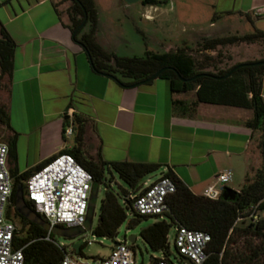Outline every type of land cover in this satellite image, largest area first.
Masks as SVG:
<instances>
[{
    "label": "crops",
    "instance_id": "1",
    "mask_svg": "<svg viewBox=\"0 0 264 264\" xmlns=\"http://www.w3.org/2000/svg\"><path fill=\"white\" fill-rule=\"evenodd\" d=\"M60 1L0 0V25L15 44L10 75L3 77L5 102L0 101L16 135L14 164L9 168L21 174L75 147L76 117L86 158L155 164L158 169L149 175L153 181L171 172L194 195H202L216 174L225 172L238 191L245 177L261 165L256 133L244 125L252 111L249 115L240 108L197 104L194 114L180 116L171 101L182 99L170 93L167 80L156 78L131 87L94 72L83 48L72 39ZM171 1V7L152 5V19L145 20L141 14L151 5L93 0L96 43L119 55L115 45L122 42L121 25L124 19L133 23L134 13L145 24L144 30L136 28L143 38V53L193 49L201 39L264 32V0ZM236 26L250 31L239 34ZM232 60L233 55L214 68L238 64H230ZM64 122L65 129L71 128L69 135L62 134Z\"/></svg>",
    "mask_w": 264,
    "mask_h": 264
},
{
    "label": "trees",
    "instance_id": "2",
    "mask_svg": "<svg viewBox=\"0 0 264 264\" xmlns=\"http://www.w3.org/2000/svg\"><path fill=\"white\" fill-rule=\"evenodd\" d=\"M68 1L70 7L66 13L67 28L71 33L81 23L84 16L86 17L84 26L72 36L73 41L87 51L94 72L113 75L121 82L122 86H131L164 67L173 69L184 79L199 73L220 76L232 66L224 70H217L212 66V70L208 71L205 66L193 58L192 53L215 50L218 47L236 43L264 42V32L253 30L251 33L241 36L201 39L194 49L181 47L173 52L162 54L145 51L143 56L139 57L118 56L103 51L95 41L97 14L93 0ZM140 4L144 6L157 5L159 1L143 0ZM14 48L13 40L0 25V78L10 75ZM173 70L163 71L158 76V78L168 81L170 93L184 94L193 91L195 96V100L192 102L171 101L172 108L180 116L194 114L197 104L227 106L252 111V118L247 120L244 125L261 134L262 138L258 144L261 165L251 175L245 177L242 187L237 191L235 201H224L220 197L211 200L202 195H194L171 172L165 173L164 175L175 183V192L167 200L169 211L165 214V219L155 218L153 223L141 228L138 236L151 250L161 253L167 259L168 230L170 226L174 228L182 226L209 235L210 241L206 246L208 258L203 264H264V219L258 217L254 222L249 219L247 223H243V220L249 217L251 207L256 206L258 212L264 210V105L260 96L264 79V65L239 68L223 80L199 77L189 82L178 79ZM117 75L128 79V81L120 80ZM147 84L149 82L144 85ZM74 121L78 126L76 146L56 154H71L91 174L92 183L97 185L104 183L105 170L113 171L131 191L137 194L142 188V179L155 173L158 169L157 165L151 163H107L100 156L95 159L86 158L80 149L82 126L76 117ZM0 125L11 133L5 142L8 148V162L11 163L15 158L16 135L11 131L8 113L1 104ZM66 126L64 122L62 134H64ZM54 156L21 174L14 173L9 168L12 177V191L8 212L19 225V228H16L12 245L14 248L22 249L23 264H59L66 253L64 246L54 240L51 232L19 215L15 209L16 193L19 190L24 203L35 213L32 204L25 198V181ZM124 203L127 208L132 210L129 199H125ZM37 215L43 219L41 215ZM134 215L136 221L145 218ZM124 217L123 209L119 206L115 195L105 188L104 197L99 206L98 220L92 229V235L114 241L113 238ZM131 224L129 223L127 228L131 227ZM81 248L82 245L79 246V256ZM154 260L157 258H151L150 261Z\"/></svg>",
    "mask_w": 264,
    "mask_h": 264
},
{
    "label": "built area",
    "instance_id": "3",
    "mask_svg": "<svg viewBox=\"0 0 264 264\" xmlns=\"http://www.w3.org/2000/svg\"><path fill=\"white\" fill-rule=\"evenodd\" d=\"M158 1L159 4L172 6L171 0ZM154 8L152 5L148 6L141 14L142 18L151 20L149 10ZM260 96L264 105V79ZM64 133L69 135L71 128L65 129ZM229 181L227 173L216 174L214 184L205 188L202 196L211 200L218 199ZM91 184V174L71 154H56L25 181V198L32 204L35 213L41 215L51 227H82ZM11 191L8 148L6 144L0 143V264H23L22 249L12 245L16 227L8 218ZM174 192L175 183L165 175L153 182L144 181L140 191L129 198L131 211L141 217L165 219V214L169 211L167 200ZM249 218L253 222L258 219L256 206L251 207ZM209 241L208 234L179 226L175 228L173 247L183 264V259H188L192 264H203L208 258L206 246ZM117 243L112 244L107 256L91 257L90 260L82 259L70 248V252L64 254L59 264H137L133 243L127 240ZM149 264L172 263L161 256Z\"/></svg>",
    "mask_w": 264,
    "mask_h": 264
},
{
    "label": "rangeland",
    "instance_id": "4",
    "mask_svg": "<svg viewBox=\"0 0 264 264\" xmlns=\"http://www.w3.org/2000/svg\"><path fill=\"white\" fill-rule=\"evenodd\" d=\"M101 1H106V0H101ZM58 4L60 6L61 14L63 16H67L66 13L70 7V2L68 0H61ZM161 5H166V4L162 3ZM131 17L133 18V23L126 21L124 19L121 25L122 34L121 36L118 37L122 38V42H119L115 45V50L117 54H119L118 56H124V57L143 56V38L141 37V34L136 30V28L140 30H144L145 24L143 21L139 19L137 13L132 14ZM202 26L203 28H205L207 27V24ZM236 27L238 28L239 26ZM180 28L181 27L179 26L178 31H180ZM248 31L250 30L246 29V27L238 28L239 34ZM229 34H234V32L231 31ZM196 44L192 45L193 49L196 47ZM229 46H235V48ZM213 51L214 53L212 55L207 54L203 51L202 52L194 51L192 53V56L194 59H196L198 63H201V65L207 67L209 70H211L212 66H217L220 63L222 64L224 60H230L231 55H233V60L230 62V64L235 62L244 63V62L259 61L264 59V42L260 41L254 44L236 43L232 45H226L220 48L218 47ZM117 76L122 81H128V79L122 78L119 75ZM5 93H6V79L0 78V101L2 103L5 102ZM179 98L187 102H192L195 100L194 92L191 91L184 94H180ZM245 113L251 115V110H247ZM255 133H256L255 143H257V149H258V144L262 137L259 131H255ZM10 136H11L10 132L0 125V143L5 144L7 138ZM11 164L13 165L14 162L11 163L8 162V166H10ZM104 176H105L104 183L100 185L95 184L94 186H92L91 184L89 200H94V204L90 205L89 207L87 204V209L85 212V222L83 224L84 231L79 232L78 227L67 228L61 226L60 228L62 230H66L65 232L69 236H75V238L73 241H68L65 237H62V235H53L54 240L59 245L64 246L66 252H70V246L72 244L79 243L80 245H82L80 257L84 260H90L91 257L107 256L112 247V240L109 238L96 237L92 235V229L95 227L98 220L99 206L101 200L104 197L105 188H108L115 195L116 200L119 206L123 209L125 215L124 220L119 226L113 240L122 241L123 240L122 236L128 237L135 235L136 239L133 243V250L135 253V260L137 264H149L151 258H160L161 256H163L161 253L151 250L138 236V232L141 228L150 225L156 219L145 217L136 221L134 213L129 208H127L124 203L125 199L128 200L129 198L134 197L136 193L131 191L130 188L124 182H122L113 171L108 172L107 170H105ZM153 178L154 177L146 176L142 179L141 182L147 181V179H149L148 181L153 182ZM233 180L232 182L229 181L227 186L235 190L237 189V185H236L237 183H235V181ZM257 214L258 216L264 219V210L260 212L257 211ZM8 218L10 221L14 223L15 227L18 229L19 225L17 221L13 219L11 214L9 215ZM249 219L251 220V218L249 217L244 219L243 223L244 224L247 223ZM129 223L130 224L132 223L131 227L127 228ZM174 235H175V228L173 226H170L167 235L169 251L166 254V258L172 264H183V261L176 254L175 249L173 247ZM87 241H89L90 243L87 244L86 243Z\"/></svg>",
    "mask_w": 264,
    "mask_h": 264
},
{
    "label": "water",
    "instance_id": "5",
    "mask_svg": "<svg viewBox=\"0 0 264 264\" xmlns=\"http://www.w3.org/2000/svg\"><path fill=\"white\" fill-rule=\"evenodd\" d=\"M123 1L127 5H132V4L140 3L143 0H123ZM85 22H86V17L84 16V18L81 21V23L72 31V33H71L72 36L84 26ZM83 50H84V52H85V54L87 56L88 63L90 65V67L92 68L91 59H90L87 51L84 48H83ZM260 65H264V59L259 60V61L244 62V63L235 64L225 74L220 75V76L219 75H213V74H210V73H199V74H196V75H194V76H192L190 78H187V79H184V78L180 77V75L177 72H175L173 69H171L169 67H164V68L159 69L158 71H156L152 75H150L148 78L132 84L131 87H137V86L144 85V84H146L148 82H151L152 80L158 78V76L163 71H166V70H173L175 72V75L178 77V79H180L181 81L189 82V81L194 80V79L199 78V77H207V78H210V79H213V80H223V79L228 78L234 71H236L239 68L256 67V66H260ZM101 75H104L105 77H108V78L112 79L113 81H115L119 85H122L120 83V81L116 77H114L113 75H109V74H101ZM94 185H95V183H92V186H94ZM236 195H237V191H235V190H233V189H231L229 187H224L222 189V191H221L220 198L222 200H224V201H235ZM92 199H93V197H92ZM92 204H94V200H88V207L90 205H92ZM15 209L21 216H23L24 218L28 219L29 221H31V222H33L35 224L41 225L43 229H45L46 231L51 232L53 235H62V237H65L68 241H73L74 240L75 236H69L65 232L66 230H62L59 226L51 227L48 222H46L44 219H42L36 213L28 210L25 207L24 201L22 200L21 193H20L19 190L16 193ZM78 230H79V232H83L84 231V226L78 227ZM122 239L123 240H127L129 243H134V241L136 239V236L135 235L128 236V237L122 236ZM112 244L113 245H117L118 243H117V241H112ZM79 246H80L79 243H74V244H72L70 246V248L73 250V252L75 254H78ZM183 260H184L185 264H192L188 259H183Z\"/></svg>",
    "mask_w": 264,
    "mask_h": 264
},
{
    "label": "flooded vegetation",
    "instance_id": "6",
    "mask_svg": "<svg viewBox=\"0 0 264 264\" xmlns=\"http://www.w3.org/2000/svg\"><path fill=\"white\" fill-rule=\"evenodd\" d=\"M25 204V203H24ZM25 207L28 209V210H30L31 211V208L30 207H28L26 204H25ZM18 213V212H17ZM19 214V213H18ZM20 215V214H19Z\"/></svg>",
    "mask_w": 264,
    "mask_h": 264
}]
</instances>
